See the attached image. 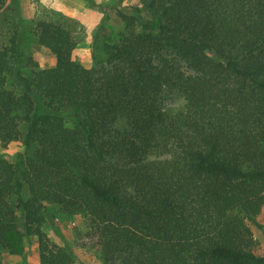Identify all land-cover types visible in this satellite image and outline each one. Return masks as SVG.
Returning <instances> with one entry per match:
<instances>
[{"label":"trees","instance_id":"16d2710c","mask_svg":"<svg viewBox=\"0 0 264 264\" xmlns=\"http://www.w3.org/2000/svg\"><path fill=\"white\" fill-rule=\"evenodd\" d=\"M6 0H0V15ZM117 8L85 68L74 20L15 14L0 41V264L35 237L36 264H72L43 231L51 208L87 218L102 264H264V0H139ZM5 15V14H4ZM184 100L165 111V93ZM20 264H31L24 259Z\"/></svg>","mask_w":264,"mask_h":264},{"label":"rangeland","instance_id":"374dc122","mask_svg":"<svg viewBox=\"0 0 264 264\" xmlns=\"http://www.w3.org/2000/svg\"><path fill=\"white\" fill-rule=\"evenodd\" d=\"M138 7L139 0H6L0 15V41L6 39L4 26L15 14L25 27V54L40 68H49L54 57L40 47L31 32V27L41 18L54 21L74 20L83 31L81 43L75 49L76 59L85 67L93 66L92 55L101 57L100 45L103 37L112 33L117 42L123 30V22L117 17V8ZM126 9V10H127ZM5 14V15H4ZM184 100L176 93H165L160 106L165 111H176L184 105ZM24 152L21 142H14L0 148V155L15 162ZM258 222L260 228L249 223L256 241L255 253L264 256V208ZM43 231L55 244L66 245L73 256L72 264H102L97 246V236L90 228L89 221L80 215H66L56 207L51 208L43 222ZM36 264L39 260L35 237L24 239L18 245V252L5 251L2 261L5 264H20L22 260Z\"/></svg>","mask_w":264,"mask_h":264}]
</instances>
